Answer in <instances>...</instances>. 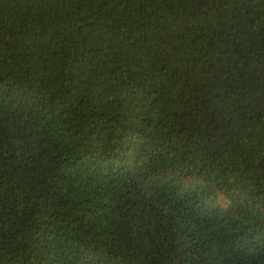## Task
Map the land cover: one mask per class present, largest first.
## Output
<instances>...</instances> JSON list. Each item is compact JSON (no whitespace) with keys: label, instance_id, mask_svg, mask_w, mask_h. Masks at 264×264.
Wrapping results in <instances>:
<instances>
[{"label":"trees","instance_id":"trees-1","mask_svg":"<svg viewBox=\"0 0 264 264\" xmlns=\"http://www.w3.org/2000/svg\"><path fill=\"white\" fill-rule=\"evenodd\" d=\"M0 264H264V0H0Z\"/></svg>","mask_w":264,"mask_h":264}]
</instances>
